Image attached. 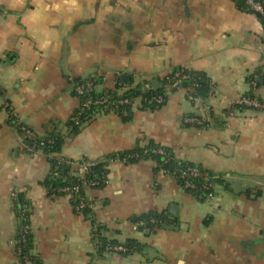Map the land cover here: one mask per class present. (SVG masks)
<instances>
[{
  "label": "crops",
  "instance_id": "1",
  "mask_svg": "<svg viewBox=\"0 0 264 264\" xmlns=\"http://www.w3.org/2000/svg\"><path fill=\"white\" fill-rule=\"evenodd\" d=\"M178 66L205 73L215 92L188 99L167 88L153 108L137 97L129 120L99 112L65 136L60 155L102 160L156 143L218 175L208 199L152 159L108 163L106 183L85 190L95 200L87 214L48 191V157L24 151L11 116L38 135L67 134L79 104L72 78L97 75L98 89H113L128 74L125 84L158 86ZM263 76V25L234 0H0V264H18L14 191L30 203L40 264H264ZM249 90L257 105L230 114ZM150 211L176 226L139 229L134 218ZM93 227L129 250L98 252Z\"/></svg>",
  "mask_w": 264,
  "mask_h": 264
},
{
  "label": "trees",
  "instance_id": "2",
  "mask_svg": "<svg viewBox=\"0 0 264 264\" xmlns=\"http://www.w3.org/2000/svg\"><path fill=\"white\" fill-rule=\"evenodd\" d=\"M256 1L260 3L262 9L264 10V0H256ZM234 2L240 10L255 14V16L260 20L264 28V15L261 12L255 10L247 2V0H234ZM175 73H179L178 78L180 79H179V82L175 86L169 87L170 90L184 88L186 90H191V93L194 96L205 97L208 94L211 86H213L210 79L207 77L205 73L200 72V71H194L187 67L178 66L174 68L173 70H171L166 75H164L163 77L156 79L159 83L158 86H151L149 84L150 87L146 89H143V84L147 83L148 81H142L141 83H137L134 86H132L130 82L125 84L119 77V80L121 81V83L125 85V89L123 91H119L118 86H115V88L113 89H107L106 102L109 106L114 107V112L116 114L120 115L124 120H129L131 117L132 102L135 98L140 97L141 106L149 107V108L158 107L165 102L167 86L170 83L169 80L175 75ZM181 76H184V77L181 78ZM89 77L90 76L84 77V78L76 77L70 80V83L72 85L71 92L73 95H75L79 99V104L75 108V110L73 111V114L71 115L70 119L67 122V127H68L67 134H62L57 131H52L46 135H38L35 131H33L35 133V138L33 140L29 141L26 139H22V142H26V143L35 142L36 147L39 148L40 151L48 157V160L50 162V171L47 177L45 178V180L43 181V184L47 187L50 193H56V194L63 195L62 193H58L55 189L57 187L70 184L74 179H76V176L74 174L75 172L73 171L72 167L65 163L58 162V158L56 157L57 155H60L64 140H65V136L76 134L81 129V126L74 122V117L77 115V113H79V122H82L85 120L87 122L95 114L102 112L101 110L102 108H104L103 103L98 104V103L90 102L88 106L83 105V103L88 99L94 100V99L100 98L101 95L103 94L104 88L98 89L97 87H95L94 89L88 92L81 93V94H77L74 89L76 85L83 83ZM95 82L97 85L102 82L101 78L97 75L95 77ZM251 82L254 83V80L251 79ZM158 94H161L163 96V102L160 104L154 102L151 99L152 96H156ZM244 96L249 97L251 99H253L254 97L250 90L246 92ZM122 99H127L128 100L127 103H117L119 100H122ZM232 107L234 110L236 109L243 110L244 108L252 107V106L246 105V104H234ZM123 110L126 111V115H123L121 113ZM10 122L14 126H17L20 124V125H24L25 127L33 130L32 128L25 125L24 123L17 121L15 117L11 116ZM40 140L43 141L42 145H39ZM144 149H147L146 153H143ZM155 149L156 151H153ZM158 149H161L163 153L158 152L157 151ZM131 153H137L139 157L138 159L130 158L128 162L137 161L140 159H152L155 162V171L164 170L165 172H172L174 170L177 171V170L184 169L188 165L195 164L189 161L177 159L169 148L163 147L161 145H158L152 142L148 143L144 147H135L134 149L130 151L108 154L104 156L103 158H109V157H114V156L123 157L124 155L131 154ZM83 160L86 161L90 159L81 158L76 161L81 162ZM92 161L93 163L91 166H89L85 174V178L98 180L100 184L97 187H101L105 184V182L103 181V175L105 172L107 173L105 162L102 160H92ZM195 165L201 166L199 164H195ZM193 181L199 184V182H197L198 180L193 179ZM218 181H219V177L215 179V184ZM181 182H182L181 180H178V183L180 185H181ZM184 189L185 191L189 192L194 197H196L198 200L204 201L207 193L210 191L213 192L214 188L209 189L207 191H202V192H197L189 188H184ZM199 193L202 194V197H198ZM17 195H18V201H26L30 205L29 201L23 198L22 195H20L18 192H17ZM72 206H73V209L76 211L75 199L72 200ZM30 211H31V207L29 209V212L27 213V222L29 223H30V220H29ZM89 211H90L89 209H82L80 212L78 211L76 212L87 214L89 213ZM151 218H153L155 222H150L149 220ZM134 221L137 224V227L139 229L145 230L147 232H152L158 228L174 227L176 226V223H177L175 217L172 214H170L168 211H162V212L150 211L147 213H143L141 215L136 216L134 218ZM139 221H146V228H144L142 225H139L138 224ZM100 240H101V244L98 247V252H102L104 246L107 243L116 244L115 241L106 240L103 237H100ZM25 246L27 250L32 249L31 229L26 235ZM124 246L127 247V251H128L130 245H124ZM31 257L35 261V264H40L39 259L35 254L33 256L31 255Z\"/></svg>",
  "mask_w": 264,
  "mask_h": 264
},
{
  "label": "built area",
  "instance_id": "3",
  "mask_svg": "<svg viewBox=\"0 0 264 264\" xmlns=\"http://www.w3.org/2000/svg\"><path fill=\"white\" fill-rule=\"evenodd\" d=\"M247 2L257 11L261 12L264 15V10L262 9L260 3L256 0H247ZM183 67V66H181ZM95 77L96 75H91L89 78L86 79L83 83H80L74 87L75 91L77 94H81L84 92H88L95 87H97V84L95 82ZM179 73H175V75L169 80L170 83L168 84L167 88L171 86H175L179 82ZM184 76H181V78ZM115 86L119 87V91H123L125 89V85L121 83L119 80V76H117V79L115 81ZM150 85L149 83H144L143 84V89L149 88ZM107 89L109 88H104L103 89V94L101 95L100 98L97 99H88L86 100L83 105L88 106L90 102L93 103H98V104H104V108H102V112L104 113H115L114 112V107L109 106L106 102V94H107ZM186 96L188 99H195L198 98V96H194L191 93V90H186ZM215 92V87L214 85L211 86L208 94L203 97H209ZM151 99L160 104L163 102V96L161 94H158L156 96H152ZM127 99H122L119 100L117 103H127ZM234 104H246L250 106H256L257 102L249 97L242 96L239 99L235 101ZM204 111L207 113L210 111V108L208 105H204L202 107ZM234 111L233 107L229 110V113L231 114ZM123 115H126V111L121 112ZM196 123L205 125L207 124V121L203 120H198L196 118H193ZM74 122L76 124H79L80 126L84 125L86 123L85 121L79 122V113L74 117ZM16 129L19 133V136L22 139L26 140H33L35 138V133L33 130L25 127L24 125H17ZM43 141H39V145H42ZM23 149L28 152V153H36L40 151L39 148L36 147V143H26L22 142ZM153 151H156L153 150ZM158 152L163 153L161 149L157 150ZM147 149H144L143 153H146ZM58 158V162L65 163L67 165H70L75 172L76 179H74L70 184L64 185L57 187L55 190L58 193H62L63 195H68L71 196L73 199H75V209L76 211L80 212L82 209H89L90 211L93 210L94 205H95V200L91 197H89L85 190L88 188H96L100 183L98 180L94 179H89L85 178V174L89 168V166L92 165L93 161L92 160H86V161H81L78 162L76 160H71L69 158L63 157L61 155L56 156ZM139 155L137 153H131L124 155L123 157L120 156H114V157H109V158H103L102 161L105 162V167L107 166L108 163L114 162V161H123V162H128L130 158H136L138 159ZM165 174H168L172 176L175 180H181V185L184 188H189L193 189L194 191L197 192H202V191H207L209 189H213L215 186V179L218 177L217 174L212 173L209 169L203 167V166H198V165H188L184 169L181 170H174L172 172H165L164 170H160ZM193 179L198 180L199 184L193 181ZM103 181L106 183L107 177H106V172L103 175ZM155 184V183H154ZM82 189V191H81ZM212 192H208L205 199H208L211 196ZM198 197H202V194L199 193ZM11 204L13 207V210L15 211L16 217L18 219V226L15 231V236L13 238V249L14 253L17 259L18 264H35V261L31 257L33 256L34 253L32 249H26L25 242H26V235L31 229L30 223L27 222V213L29 212L30 205L26 201H18V195L17 192H12L11 193ZM150 222H155L153 218L149 220ZM139 225H142L144 228H146V221H139ZM91 235L93 237V241L97 247L101 244L100 240V234L97 230L96 227H93L91 230ZM127 251V247L124 246L122 243H107L103 251L104 253H109V252H125Z\"/></svg>",
  "mask_w": 264,
  "mask_h": 264
},
{
  "label": "water",
  "instance_id": "4",
  "mask_svg": "<svg viewBox=\"0 0 264 264\" xmlns=\"http://www.w3.org/2000/svg\"><path fill=\"white\" fill-rule=\"evenodd\" d=\"M129 79V75L128 74H123L122 75V80L123 81H127Z\"/></svg>",
  "mask_w": 264,
  "mask_h": 264
}]
</instances>
